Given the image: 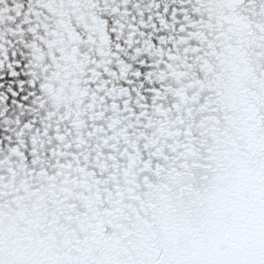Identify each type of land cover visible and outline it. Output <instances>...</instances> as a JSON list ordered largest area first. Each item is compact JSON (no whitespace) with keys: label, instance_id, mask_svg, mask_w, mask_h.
<instances>
[{"label":"snow or ice","instance_id":"obj_1","mask_svg":"<svg viewBox=\"0 0 264 264\" xmlns=\"http://www.w3.org/2000/svg\"><path fill=\"white\" fill-rule=\"evenodd\" d=\"M0 264H264V0H0Z\"/></svg>","mask_w":264,"mask_h":264}]
</instances>
